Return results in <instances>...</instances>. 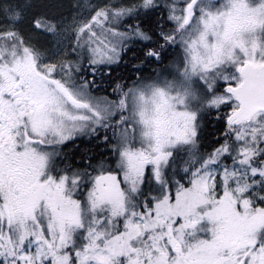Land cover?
Here are the masks:
<instances>
[{
    "label": "snow or ice",
    "instance_id": "6c2138e0",
    "mask_svg": "<svg viewBox=\"0 0 264 264\" xmlns=\"http://www.w3.org/2000/svg\"><path fill=\"white\" fill-rule=\"evenodd\" d=\"M0 264H264V0H0Z\"/></svg>",
    "mask_w": 264,
    "mask_h": 264
},
{
    "label": "trees",
    "instance_id": "16d2710c",
    "mask_svg": "<svg viewBox=\"0 0 264 264\" xmlns=\"http://www.w3.org/2000/svg\"><path fill=\"white\" fill-rule=\"evenodd\" d=\"M147 67V66H146Z\"/></svg>",
    "mask_w": 264,
    "mask_h": 264
}]
</instances>
